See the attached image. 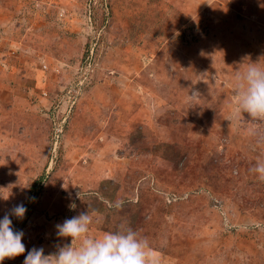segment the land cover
Listing matches in <instances>:
<instances>
[{"label": "rangeland", "instance_id": "374dc122", "mask_svg": "<svg viewBox=\"0 0 264 264\" xmlns=\"http://www.w3.org/2000/svg\"><path fill=\"white\" fill-rule=\"evenodd\" d=\"M246 58L264 0H0V218L26 247L2 264L70 244L55 226L87 210L88 235L131 227L158 264H264Z\"/></svg>", "mask_w": 264, "mask_h": 264}, {"label": "clouds", "instance_id": "9594fccd", "mask_svg": "<svg viewBox=\"0 0 264 264\" xmlns=\"http://www.w3.org/2000/svg\"><path fill=\"white\" fill-rule=\"evenodd\" d=\"M247 60L244 70L237 71L234 77V114L239 118L241 113H247L253 120L260 121L264 120V62ZM198 94L194 91L190 96ZM249 135L257 136L258 143L264 142V136L254 129H249ZM249 171L264 180V159H258ZM68 207L75 209L76 204L71 203ZM26 211L21 203L11 210V215L22 219ZM93 219L87 210L57 224V237L71 238V243L58 244L56 251L49 254H45L43 247H33L27 250L23 264H158L148 238L141 237L131 227L105 231L99 236L88 235ZM23 236L22 230H13L8 214L0 218V264L5 258H15L26 252ZM76 241H79L78 246L74 244Z\"/></svg>", "mask_w": 264, "mask_h": 264}]
</instances>
